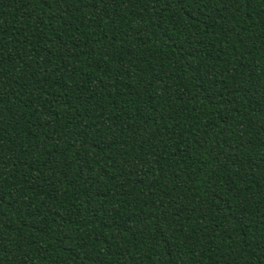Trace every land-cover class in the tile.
<instances>
[{
    "label": "trees",
    "instance_id": "16d2710c",
    "mask_svg": "<svg viewBox=\"0 0 264 264\" xmlns=\"http://www.w3.org/2000/svg\"><path fill=\"white\" fill-rule=\"evenodd\" d=\"M0 264H264V0H0Z\"/></svg>",
    "mask_w": 264,
    "mask_h": 264
}]
</instances>
